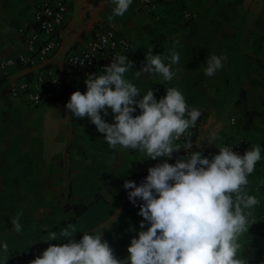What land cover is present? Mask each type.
Wrapping results in <instances>:
<instances>
[{
    "label": "crops",
    "instance_id": "obj_1",
    "mask_svg": "<svg viewBox=\"0 0 264 264\" xmlns=\"http://www.w3.org/2000/svg\"><path fill=\"white\" fill-rule=\"evenodd\" d=\"M49 1L0 0V63L26 53L22 30ZM62 1L69 12L59 32L61 46L50 60L54 69L62 70L69 54L85 49L97 26H109L132 44L134 67L124 79L139 89L140 99L152 89L159 102L167 88H176L189 110L201 111L195 152L202 158L208 151L211 161L225 143L260 147L261 159L244 189L259 200L251 210L255 223L240 236L237 257L264 264V0H163L157 16L133 0L122 17L113 14V0ZM173 47L180 61L172 66L176 74L171 81L158 74L135 76L149 49L169 64ZM209 55L227 56L212 77L205 75ZM38 73L46 75L45 68L0 71V264H31L50 245L80 242L84 234L101 236L118 259L126 260L132 239L150 224L138 215L143 203L129 200L134 189L126 190L125 182L140 186L149 168L164 162L175 166L179 159L152 160L119 145L110 148L88 117L77 118L66 108L73 93L86 94V80L39 107L11 95L14 85ZM108 112L105 117L102 111V118L114 123ZM140 114L137 108L133 115ZM97 197L99 202L80 217L65 210L67 203L88 205ZM17 216L20 232L11 222ZM53 231L57 239L49 241L47 234Z\"/></svg>",
    "mask_w": 264,
    "mask_h": 264
},
{
    "label": "clouds",
    "instance_id": "obj_2",
    "mask_svg": "<svg viewBox=\"0 0 264 264\" xmlns=\"http://www.w3.org/2000/svg\"><path fill=\"white\" fill-rule=\"evenodd\" d=\"M132 2L113 0V14L122 17ZM168 58L170 63L165 64L161 55H153L149 49L146 64L135 76L158 74L171 81L176 74L172 66L180 61L175 47ZM226 60L227 56L209 55L205 75L214 76ZM133 67L128 56H117L103 74L88 76L86 94L73 93L66 108L77 118L88 117L105 134L110 148L119 145L145 153L152 160L172 158L181 151V145L174 142L196 126L202 113L197 108L189 110L176 88H167L159 102L152 89L140 99L139 89L124 79ZM137 108L141 114L134 117ZM109 109L114 116L111 124L101 116L102 111L108 116ZM191 147L188 143L184 150ZM219 150L211 161L202 158L201 152H193L175 166L164 162L149 168L140 186L125 182L126 190L134 189L129 200L133 204L137 198L144 202L138 215L150 224L147 231L139 232L138 239H132L126 260L118 259L101 236L84 234L80 242L71 239L60 246L50 245L31 264H248L237 257L238 241L248 232L249 224L255 223L251 210L259 200L244 189L261 159L260 147L255 146L243 157L229 147ZM19 219L17 216L11 221L16 232L21 231ZM140 228H145L144 222ZM47 236L49 241L57 239L54 231ZM3 247L7 251V245Z\"/></svg>",
    "mask_w": 264,
    "mask_h": 264
},
{
    "label": "built area",
    "instance_id": "obj_3",
    "mask_svg": "<svg viewBox=\"0 0 264 264\" xmlns=\"http://www.w3.org/2000/svg\"><path fill=\"white\" fill-rule=\"evenodd\" d=\"M163 0H137L140 8H145L153 16H157ZM69 12L66 1L52 0L39 7L34 15V22L27 25L22 34L26 43L27 51L16 58L7 59L0 63V71L10 67H21L33 69L36 67L45 68L46 75L38 73L32 78H26L10 89L14 97H23L25 101L33 106H41L46 98L55 99L57 93H71L77 84L88 78L89 75H97L104 72L105 67L115 62L119 55L130 57L132 44L130 40L117 30L99 25L95 28L93 37L85 49L81 52L69 54L62 70L54 69L50 60L61 46L59 32L64 26ZM191 18V14L186 15ZM42 37L45 40H42ZM73 73V74H71ZM49 88L50 90H46ZM236 122L231 119V123ZM196 126L190 128L178 141L181 145L179 153H173L172 158H186L196 149ZM191 143L192 147L184 150L186 145ZM229 147L235 154L243 157L251 150L250 146L240 143H225L219 148ZM208 151L204 156H208ZM256 163L255 167L257 166ZM235 199V196H233ZM264 226V219H261Z\"/></svg>",
    "mask_w": 264,
    "mask_h": 264
},
{
    "label": "trees",
    "instance_id": "obj_4",
    "mask_svg": "<svg viewBox=\"0 0 264 264\" xmlns=\"http://www.w3.org/2000/svg\"><path fill=\"white\" fill-rule=\"evenodd\" d=\"M64 95H66V94L63 93L61 96H64ZM56 98L58 99V97H56ZM138 199H139V202L144 203L140 198H138ZM99 200H100V197H97L93 202H91L88 205H86V204H79V205L73 204V205H70L69 203H67L65 205V210L66 211L75 210V212L77 214V217H80L84 213L87 212V210L89 209L90 206L96 204L97 202H99Z\"/></svg>",
    "mask_w": 264,
    "mask_h": 264
}]
</instances>
